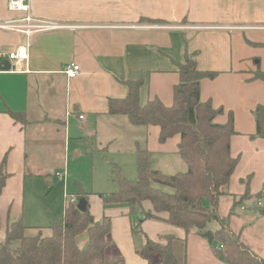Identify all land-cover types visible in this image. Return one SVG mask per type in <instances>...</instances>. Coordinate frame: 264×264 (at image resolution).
Masks as SVG:
<instances>
[{"label":"crops","instance_id":"crops-1","mask_svg":"<svg viewBox=\"0 0 264 264\" xmlns=\"http://www.w3.org/2000/svg\"><path fill=\"white\" fill-rule=\"evenodd\" d=\"M24 1L32 18L67 28L32 35L29 59L18 63L7 56L26 43V35L0 30V64H10L9 71L0 70V163L5 157L9 176L0 193L4 232L8 222L23 219L26 168L48 169L65 157L67 138L61 126L65 128L73 114L80 128L95 135L102 127L121 134L142 128L140 138L118 141L117 146L135 154L145 139L146 151L159 155L151 160L152 167L160 160L161 169L156 170L170 175L163 170L171 156L178 155L179 136L159 143L158 127H133L125 116L109 115L108 100L124 99L126 82L140 81L141 106L157 98L170 107L179 81L176 64L187 56L199 71L216 74L200 81L201 102L222 109L213 122L224 125L229 116L233 120L230 156L237 165L216 213L228 220L229 230L248 250L264 260V209L256 204L264 190V138L256 133L254 116L257 107L264 106V80L254 79L255 73L264 74V0ZM20 17L8 11L7 0H0V23ZM70 64L80 68L73 79L64 74ZM8 111L23 114L25 124L16 123ZM91 200L94 221L110 220L109 249L122 256L124 264H159L158 256L141 255L145 238L169 244L172 252L174 242H180L184 253L179 263L184 258L185 264H226L213 254L216 242L208 243L206 231L186 233L164 221L143 220L141 212L130 214L126 205ZM140 220V233H134ZM86 241L85 234L77 239L82 248Z\"/></svg>","mask_w":264,"mask_h":264},{"label":"trees","instance_id":"trees-1","mask_svg":"<svg viewBox=\"0 0 264 264\" xmlns=\"http://www.w3.org/2000/svg\"><path fill=\"white\" fill-rule=\"evenodd\" d=\"M176 66L179 81L173 88L170 107L157 98L141 106L138 92L142 82L128 81L124 99L108 100V114L125 116L133 127H158L159 143L178 135V155L187 166L186 172L161 173L152 167L149 153L137 147L136 179L119 176L118 190L99 198L104 205H126L130 214L141 212L143 220L164 221L186 233L196 229L203 234L209 223L217 222L219 229L213 234L216 246H211L217 258L226 264H264L229 230L228 220L216 213L218 199L237 165V159L230 156L232 116L224 125L215 124L222 109L200 100V81L216 74L199 71L194 59L187 56ZM254 79L264 80V74L257 72ZM7 113L16 123L25 124L23 114ZM254 116L256 133L264 138V106L257 107ZM8 177L4 157L0 163V193ZM80 195L86 203L85 211H78L73 202L67 204L62 221L53 220L47 234L38 229L34 236H26L21 219L8 222L0 243V264H124L120 255L106 256L112 246L110 220L95 222L86 194ZM146 204L149 209H145ZM141 221L134 226V233H140ZM84 234L87 241L82 248L77 239ZM140 253L158 256L159 264H185L184 258L182 263L175 259L169 244L160 245L147 238Z\"/></svg>","mask_w":264,"mask_h":264},{"label":"rangeland","instance_id":"rangeland-1","mask_svg":"<svg viewBox=\"0 0 264 264\" xmlns=\"http://www.w3.org/2000/svg\"><path fill=\"white\" fill-rule=\"evenodd\" d=\"M55 123L50 122V125H57V122ZM79 124L77 115L73 114L67 118L66 127L61 126V130L65 131L67 138L65 157L63 156L61 163L48 169L26 168L28 176L25 180L22 216V223L27 228L26 236H34L38 229L42 230L43 234H47V229L52 225L53 220L62 221L67 204L71 202L77 204L81 200V193L86 194L87 201L92 206L91 199L99 198L100 195L106 196L118 190L119 176L129 181L136 179V155L130 149L121 150L122 148L118 147L116 142H128L131 138L133 140L140 138L142 128H130L121 134L120 131L107 133L102 127L101 132L97 130V135H95L91 129L80 128ZM133 130H136L135 133ZM117 134L118 136L122 135L120 139L115 138L118 136H113ZM44 138V134L41 133L39 139ZM113 138V141H105ZM63 145L62 140V149ZM146 147V141L142 139L139 148L147 150ZM157 158L159 155L155 152L149 154L150 161ZM159 163L154 166L155 169H161ZM186 170L187 166L179 155H172L170 163L163 171L172 175L184 173ZM132 171L131 176L130 172ZM57 173L59 176L56 175ZM144 207L145 209L150 208L148 204ZM216 224L212 221L205 228V231L217 230ZM4 235V226L1 223L0 237L3 238ZM111 251L112 248L106 252L107 258L113 256ZM183 253V245L180 242H174L173 254L175 259L181 261Z\"/></svg>","mask_w":264,"mask_h":264},{"label":"built area","instance_id":"built-area-1","mask_svg":"<svg viewBox=\"0 0 264 264\" xmlns=\"http://www.w3.org/2000/svg\"><path fill=\"white\" fill-rule=\"evenodd\" d=\"M7 9L9 12L22 14V17L0 23V30L22 33L27 37L24 45L18 46L14 52L9 53L7 56L10 61L16 63L28 61L32 35L67 28L57 23L32 18L29 14L30 6L24 0H7ZM79 73L80 68L77 64H70L64 70V74L68 79L77 77ZM79 119H83V116H79ZM56 175L59 176L58 173ZM256 204L264 209V190L256 200Z\"/></svg>","mask_w":264,"mask_h":264},{"label":"water","instance_id":"water-1","mask_svg":"<svg viewBox=\"0 0 264 264\" xmlns=\"http://www.w3.org/2000/svg\"><path fill=\"white\" fill-rule=\"evenodd\" d=\"M9 69H10V64L8 62H4V63L0 64V70L1 71H9ZM76 208H77L78 211L84 212L85 209H86L85 201L83 199H81L77 203ZM205 238L208 240L209 244H212V242L214 240V237H213V235L210 232H206L205 233Z\"/></svg>","mask_w":264,"mask_h":264}]
</instances>
